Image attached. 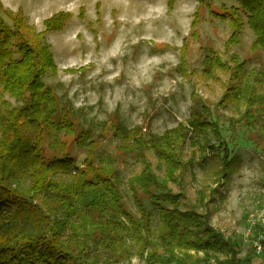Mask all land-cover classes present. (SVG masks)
<instances>
[{
  "label": "trees",
  "instance_id": "trees-1",
  "mask_svg": "<svg viewBox=\"0 0 264 264\" xmlns=\"http://www.w3.org/2000/svg\"><path fill=\"white\" fill-rule=\"evenodd\" d=\"M195 1L199 7L192 28L199 25L201 9L206 8L214 17L229 23V45L239 44L248 26L255 35L252 51L264 52V0ZM221 1L236 5L213 10V3ZM175 2L168 1L169 10ZM84 14L81 9L79 17ZM72 18V13H57L44 21V32L62 31ZM42 34L21 12L6 10L0 0V264H99L98 255L119 251L123 257L128 239L136 240L143 250L152 248L147 257L150 264H211L212 260L216 264H254V249L240 257L237 243L208 225L207 219L192 211L181 213L179 196L168 188L169 182L182 185L175 173L185 168L181 152L187 142L202 151L204 161L211 158L217 162L214 183L224 180L233 169L231 150L211 109L205 104L195 107L187 125L160 136L145 133L144 127L128 129L121 122L110 127L100 125L98 136L102 131H112L123 142L120 153L144 165L141 175L129 181L141 214L136 218L123 202L115 159L96 150L99 141L92 129L81 124V111L62 102L55 89L44 82L50 72L57 73V67ZM187 46L185 39L183 54ZM230 62L242 72L245 63H240L238 57H232ZM231 63L223 62L210 48L204 57V74L212 77L216 69H228ZM6 95L14 99L15 106ZM232 101L246 106L248 126L264 113V94L249 82L227 89L222 103ZM209 133L216 144L208 140ZM67 136L87 151L81 165L68 152ZM198 137L205 139L201 146ZM147 149L166 164V179L156 176L146 161ZM138 188L143 195H139ZM156 213L160 217L155 230L157 241L151 239ZM193 224L204 228L206 235L200 236V231L191 233ZM163 245L193 250L197 256L191 263L176 254L164 260L157 253ZM94 250L96 255L92 256ZM116 260L107 257L105 264H115Z\"/></svg>",
  "mask_w": 264,
  "mask_h": 264
},
{
  "label": "rangeland",
  "instance_id": "rangeland-1",
  "mask_svg": "<svg viewBox=\"0 0 264 264\" xmlns=\"http://www.w3.org/2000/svg\"><path fill=\"white\" fill-rule=\"evenodd\" d=\"M168 1L1 0L6 10L21 12L36 32L43 33L42 40L50 47L57 67V73L50 72L44 82L55 89L62 102L81 111V124L92 129L99 141L96 150L115 159L123 202L136 218H141V214L129 181L141 175L144 165L120 153L123 142L112 131H102V136H98L100 125L106 123L110 127L121 122L128 129L144 127L145 133L160 136L187 125L195 107L205 104L211 109L231 150L233 169L224 180L214 183L217 162L211 158L204 161L202 151L187 142L181 152L185 168L175 173L182 185L169 182L168 188L179 196L181 213L192 211L207 219L208 225L237 243L239 256L243 257L254 248L257 235V231L247 235L248 217L264 211V113L248 126L250 117L245 114L244 103L222 100L229 87L246 82L264 94V52L252 51L255 35L248 26L239 44L229 45L228 22L203 8L201 22L192 28L198 3L176 0L169 10ZM222 5L230 7L236 3L215 2L212 9L218 11ZM81 9L85 11L83 18L79 17ZM60 12L72 13L73 18L62 31L45 33L44 21ZM5 20L11 25L6 17ZM185 39L188 46L183 54ZM157 45L170 48L157 50ZM210 48L226 63L238 57L240 63H245L242 72L231 63L230 68L216 69L214 76L207 77L204 57ZM6 99L15 106L14 99L8 95ZM66 140L68 152L81 165L87 151L77 147L72 137L67 136ZM196 140L200 146L205 142L203 137ZM208 140L216 144L212 133ZM145 156L156 176L166 179V164L152 149H147ZM147 206L151 209L148 203ZM159 224L156 213L152 229L155 231ZM189 229L191 233L200 231V236L206 235L204 228L195 224ZM151 239L157 241L156 231ZM165 246L157 251L164 260L176 254L191 263L197 256L193 250ZM151 249L143 250L136 240L128 239L123 257L119 251L98 255L99 264H105L107 257H115V264H150L147 257ZM91 255H96V250ZM211 264L216 262L212 260ZM254 264H264V253L256 254Z\"/></svg>",
  "mask_w": 264,
  "mask_h": 264
},
{
  "label": "built area",
  "instance_id": "built-area-1",
  "mask_svg": "<svg viewBox=\"0 0 264 264\" xmlns=\"http://www.w3.org/2000/svg\"><path fill=\"white\" fill-rule=\"evenodd\" d=\"M255 241L253 249L256 254L260 255L264 253V211L251 213L248 217V230L247 235L255 234Z\"/></svg>",
  "mask_w": 264,
  "mask_h": 264
}]
</instances>
